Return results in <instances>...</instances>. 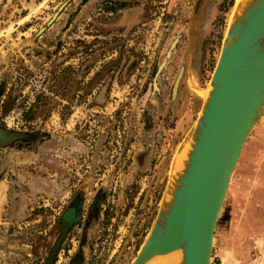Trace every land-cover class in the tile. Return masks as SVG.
<instances>
[{
	"label": "rangeland",
	"instance_id": "rangeland-1",
	"mask_svg": "<svg viewBox=\"0 0 264 264\" xmlns=\"http://www.w3.org/2000/svg\"><path fill=\"white\" fill-rule=\"evenodd\" d=\"M196 2L0 0V128L18 136L0 145V264L134 258L168 201L235 0ZM240 216L253 231L241 237L229 233ZM210 258L264 264V109L235 163Z\"/></svg>",
	"mask_w": 264,
	"mask_h": 264
},
{
	"label": "water",
	"instance_id": "water-1",
	"mask_svg": "<svg viewBox=\"0 0 264 264\" xmlns=\"http://www.w3.org/2000/svg\"><path fill=\"white\" fill-rule=\"evenodd\" d=\"M208 85L211 89L186 140L191 143L186 164L170 181V201L161 198L129 264H146L177 249L180 264H210L213 231L230 174L264 109V0H257L228 28ZM15 137L0 128V145Z\"/></svg>",
	"mask_w": 264,
	"mask_h": 264
},
{
	"label": "bare ground",
	"instance_id": "bare-ground-1",
	"mask_svg": "<svg viewBox=\"0 0 264 264\" xmlns=\"http://www.w3.org/2000/svg\"><path fill=\"white\" fill-rule=\"evenodd\" d=\"M256 2H257V0H235V3H234L232 10H231L232 13H230V16H229L228 21H227L226 32L228 31V28L232 25V23H234L239 17H241L243 15V13L245 12V10H247L249 7L254 5ZM210 89H211V87L209 86L208 92L210 91ZM190 150H191V143H188V144L186 143L185 146L183 145V147H181L180 150H178L179 152L177 153L176 158L174 159L175 161L173 162L172 169H171V172L169 174L170 175L169 181H171L174 177H177L178 174L183 170L184 165L186 164V158H187ZM233 170H234V168H233ZM233 170L230 174L228 184H227V188H228L229 181H230L231 175L233 173ZM227 188H226V190H227ZM169 190H170V192L168 194L169 195L168 200L170 201L171 189L169 188ZM218 214H219V212H218ZM211 244H213V239H212ZM157 260H159V262H157V263H160V264H173V263L180 264L181 260H182L181 250L177 249L175 251H172V252L164 254V255L153 256L148 262H146V264L147 263L149 264L152 261H157ZM209 262H210V259H209Z\"/></svg>",
	"mask_w": 264,
	"mask_h": 264
},
{
	"label": "crops",
	"instance_id": "crops-1",
	"mask_svg": "<svg viewBox=\"0 0 264 264\" xmlns=\"http://www.w3.org/2000/svg\"><path fill=\"white\" fill-rule=\"evenodd\" d=\"M238 219H240V224L239 225H236V223H238L239 221L237 219H234L233 220V223H231V227L229 229V233L232 234V235H237L239 237L243 236V235H247V234H250L252 231V229H250V224L247 225V223L250 221V216H246V217H238ZM252 228V227H251ZM218 239H216V243H218ZM222 249L220 247H217L215 249V255L214 258H217L215 256H220L221 255V251Z\"/></svg>",
	"mask_w": 264,
	"mask_h": 264
},
{
	"label": "flooded vegetation",
	"instance_id": "flooded-vegetation-1",
	"mask_svg": "<svg viewBox=\"0 0 264 264\" xmlns=\"http://www.w3.org/2000/svg\"><path fill=\"white\" fill-rule=\"evenodd\" d=\"M7 133H9V132H7ZM17 137L13 138L11 141H9L8 143H6V144H4L2 146H5V145L11 143ZM75 213H76V206H75V203H74L73 205H71L70 207H68L67 211L65 212V214L63 216V219H62L63 231H62L61 234H65L69 230L70 225H71V222L74 219ZM49 254H51V251L49 252ZM49 260L50 259H49V255H48V259L46 260V262L49 261Z\"/></svg>",
	"mask_w": 264,
	"mask_h": 264
},
{
	"label": "trees",
	"instance_id": "trees-1",
	"mask_svg": "<svg viewBox=\"0 0 264 264\" xmlns=\"http://www.w3.org/2000/svg\"><path fill=\"white\" fill-rule=\"evenodd\" d=\"M53 249H55V246H54V248L52 247V253H53Z\"/></svg>",
	"mask_w": 264,
	"mask_h": 264
},
{
	"label": "built area",
	"instance_id": "built-area-1",
	"mask_svg": "<svg viewBox=\"0 0 264 264\" xmlns=\"http://www.w3.org/2000/svg\"><path fill=\"white\" fill-rule=\"evenodd\" d=\"M210 260H211V258H210ZM211 264H215V263H212V261H211Z\"/></svg>",
	"mask_w": 264,
	"mask_h": 264
}]
</instances>
